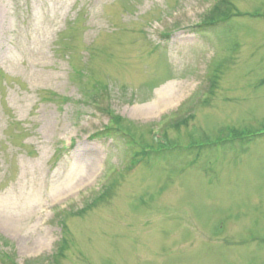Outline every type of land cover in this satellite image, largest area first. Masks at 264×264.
<instances>
[{
	"label": "rangeland",
	"instance_id": "obj_1",
	"mask_svg": "<svg viewBox=\"0 0 264 264\" xmlns=\"http://www.w3.org/2000/svg\"><path fill=\"white\" fill-rule=\"evenodd\" d=\"M0 264H264V0H0Z\"/></svg>",
	"mask_w": 264,
	"mask_h": 264
},
{
	"label": "bare ground",
	"instance_id": "obj_2",
	"mask_svg": "<svg viewBox=\"0 0 264 264\" xmlns=\"http://www.w3.org/2000/svg\"><path fill=\"white\" fill-rule=\"evenodd\" d=\"M163 93H166L165 91H163ZM167 94V93H166ZM141 118L142 119H144L145 118V115H143V117L141 116ZM77 159H76V162L77 163H81V164H83V166H81L82 168H83V170H87L88 168H91L93 165H94V163H95V161H96V155H95V153L93 154H91V153H86V154H83V153H81V154H79L78 153V155H77V157H76ZM78 164V165H79ZM84 171V172H85Z\"/></svg>",
	"mask_w": 264,
	"mask_h": 264
},
{
	"label": "trees",
	"instance_id": "obj_3",
	"mask_svg": "<svg viewBox=\"0 0 264 264\" xmlns=\"http://www.w3.org/2000/svg\"><path fill=\"white\" fill-rule=\"evenodd\" d=\"M216 14H215V16H218V17H220V16H222V14H220L219 13V11H218V9L216 8V12H215ZM85 95V94H84ZM86 96V95H85ZM93 98H98V96H97V94L95 93V96L94 97H90V98H88V99H92L93 100ZM107 112V111H106ZM112 119H114L116 122L117 121H120V119L118 118V117H115V116H113V117H111Z\"/></svg>",
	"mask_w": 264,
	"mask_h": 264
}]
</instances>
